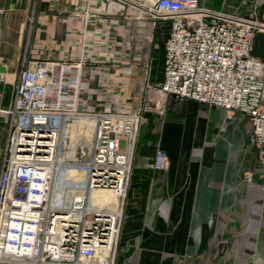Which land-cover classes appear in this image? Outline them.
Listing matches in <instances>:
<instances>
[{
  "label": "built area",
  "instance_id": "built-area-1",
  "mask_svg": "<svg viewBox=\"0 0 264 264\" xmlns=\"http://www.w3.org/2000/svg\"><path fill=\"white\" fill-rule=\"evenodd\" d=\"M118 1L139 8L152 23L170 20L162 80L146 83L135 109L111 106L83 85L80 61L32 57L25 45L9 103L0 106L7 129L0 158V264H114L138 128L146 111L164 114L168 96L247 117L264 194V76L251 54L264 21L255 7L238 15L199 0ZM6 82L0 72V84ZM166 162L157 146L152 167L163 169ZM96 188L121 198V209L98 210L91 201Z\"/></svg>",
  "mask_w": 264,
  "mask_h": 264
},
{
  "label": "crops",
  "instance_id": "crops-1",
  "mask_svg": "<svg viewBox=\"0 0 264 264\" xmlns=\"http://www.w3.org/2000/svg\"><path fill=\"white\" fill-rule=\"evenodd\" d=\"M32 1L0 0V106L25 45L32 57L80 61L83 85L111 106L135 109L146 83L162 80L169 19L152 23L118 0H36L29 26ZM199 2L238 15L254 6L264 21V0ZM251 54L264 76V30ZM6 132L0 118V158ZM157 146L167 155L163 169L152 167ZM260 183L244 114L168 96L164 114L146 111L138 128L114 264H264Z\"/></svg>",
  "mask_w": 264,
  "mask_h": 264
},
{
  "label": "bare ground",
  "instance_id": "bare-ground-1",
  "mask_svg": "<svg viewBox=\"0 0 264 264\" xmlns=\"http://www.w3.org/2000/svg\"><path fill=\"white\" fill-rule=\"evenodd\" d=\"M92 196H94V199H91V201L98 206V210L107 211V209H114L116 207H118V210L121 209V198L114 196L109 189L96 188L92 190L91 198ZM101 204H104V208H102Z\"/></svg>",
  "mask_w": 264,
  "mask_h": 264
},
{
  "label": "water",
  "instance_id": "water-1",
  "mask_svg": "<svg viewBox=\"0 0 264 264\" xmlns=\"http://www.w3.org/2000/svg\"><path fill=\"white\" fill-rule=\"evenodd\" d=\"M10 95V89L7 87L5 93H4V96H3V105L4 106H7L9 101H8V97ZM1 119H3L2 117H0Z\"/></svg>",
  "mask_w": 264,
  "mask_h": 264
},
{
  "label": "rangeland",
  "instance_id": "rangeland-1",
  "mask_svg": "<svg viewBox=\"0 0 264 264\" xmlns=\"http://www.w3.org/2000/svg\"><path fill=\"white\" fill-rule=\"evenodd\" d=\"M7 130V129H6ZM257 148V147H256ZM257 152H258V150H257ZM91 199H94V196H92V198ZM102 205V208H104V204H101Z\"/></svg>",
  "mask_w": 264,
  "mask_h": 264
}]
</instances>
